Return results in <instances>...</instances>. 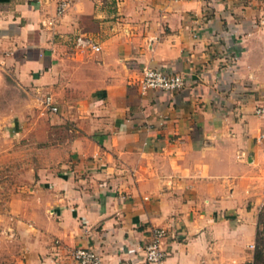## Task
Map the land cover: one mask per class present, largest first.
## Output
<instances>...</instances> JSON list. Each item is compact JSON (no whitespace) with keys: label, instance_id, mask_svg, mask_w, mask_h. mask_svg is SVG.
I'll list each match as a JSON object with an SVG mask.
<instances>
[{"label":"crops","instance_id":"1","mask_svg":"<svg viewBox=\"0 0 264 264\" xmlns=\"http://www.w3.org/2000/svg\"><path fill=\"white\" fill-rule=\"evenodd\" d=\"M147 68L188 85L142 91ZM263 102L264 0H0V227L16 264H79L76 248L149 264L155 227L163 264H244Z\"/></svg>","mask_w":264,"mask_h":264},{"label":"built area","instance_id":"2","mask_svg":"<svg viewBox=\"0 0 264 264\" xmlns=\"http://www.w3.org/2000/svg\"><path fill=\"white\" fill-rule=\"evenodd\" d=\"M67 4L61 3L58 8V14H62L66 10ZM77 44L88 47L94 51H100L101 46L96 44L91 38L79 36ZM189 79L185 75L166 70L164 68H147L143 70L139 85L142 91L149 89H158L166 92H177L184 90L188 85ZM45 106L57 112L58 108L54 106L51 96H46L44 99ZM255 113L264 118V102L259 103L255 108ZM264 138V134L261 136ZM264 195V191H263ZM167 236V231L161 227H155L152 231V240L145 247L146 259L149 264H163L167 257V252L163 248L164 238ZM251 249L254 244H251ZM71 256L79 264H104L100 255L92 248H76L72 250ZM244 264H254L253 258L247 259Z\"/></svg>","mask_w":264,"mask_h":264},{"label":"rangeland","instance_id":"3","mask_svg":"<svg viewBox=\"0 0 264 264\" xmlns=\"http://www.w3.org/2000/svg\"><path fill=\"white\" fill-rule=\"evenodd\" d=\"M259 183L251 189V200L247 204L251 219L255 222V241L251 250V256L255 264H264V181L259 178ZM0 192L2 189L0 188ZM3 204L0 203V206ZM3 220L0 218V226H3ZM18 241L9 233L0 227V264H16L18 261ZM257 257L254 259V257Z\"/></svg>","mask_w":264,"mask_h":264},{"label":"trees","instance_id":"4","mask_svg":"<svg viewBox=\"0 0 264 264\" xmlns=\"http://www.w3.org/2000/svg\"><path fill=\"white\" fill-rule=\"evenodd\" d=\"M257 258L256 256L254 257V259ZM254 264H255V261H254Z\"/></svg>","mask_w":264,"mask_h":264}]
</instances>
